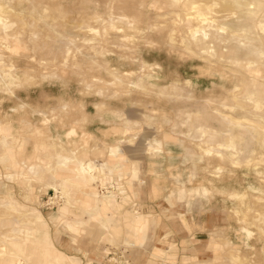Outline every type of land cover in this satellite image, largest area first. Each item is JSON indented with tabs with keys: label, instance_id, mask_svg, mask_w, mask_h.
<instances>
[{
	"label": "rangeland",
	"instance_id": "1",
	"mask_svg": "<svg viewBox=\"0 0 264 264\" xmlns=\"http://www.w3.org/2000/svg\"><path fill=\"white\" fill-rule=\"evenodd\" d=\"M0 13V264H264V0Z\"/></svg>",
	"mask_w": 264,
	"mask_h": 264
},
{
	"label": "bare ground",
	"instance_id": "2",
	"mask_svg": "<svg viewBox=\"0 0 264 264\" xmlns=\"http://www.w3.org/2000/svg\"><path fill=\"white\" fill-rule=\"evenodd\" d=\"M6 16H4L2 13H0V29H7L8 27H7V24H6V22H5V20H4V18H5ZM196 19L198 20V21H202V22H207V18L204 16V15H201V16H196ZM216 22H215V20H213V19H211V21L209 22V25H213V24H215ZM204 34V36H207V34L204 32L203 33ZM4 81V80H3ZM6 83H8V84H12L13 85V83H16V82H19V79H15V78H11V77H9V81H5ZM5 85V84H4ZM259 128H260V130L262 131V132H264V127H261V126H259ZM227 142H229V144L231 145V147H232V149L233 150H236L237 148V146L238 145H236L235 143H234V141L232 140V139H229V141L227 140ZM113 149V150H112ZM114 148H111V153L110 154H114ZM115 152H117V151H115ZM61 154V153H60ZM116 154V153H115ZM118 154V153H117ZM72 155V154H71ZM113 156V155H112ZM56 157L59 159V164L60 165H63L64 163H66V162H69V158L68 157H61L60 155H56ZM71 157V156H70ZM74 160V159H73ZM91 165V164H90ZM87 168L89 169V165H87ZM105 168V167H104ZM77 169V168H76ZM102 169H103V167H102ZM90 171H93V169H89ZM78 172H81V173H86L85 172V168L83 167V164H80L79 165V171ZM88 174V173H87ZM205 193V192H204ZM98 210V209H97Z\"/></svg>",
	"mask_w": 264,
	"mask_h": 264
},
{
	"label": "crops",
	"instance_id": "3",
	"mask_svg": "<svg viewBox=\"0 0 264 264\" xmlns=\"http://www.w3.org/2000/svg\"><path fill=\"white\" fill-rule=\"evenodd\" d=\"M190 117V116H189ZM198 131V130H197ZM9 133V132H8ZM208 136V139H212L214 137H212L211 135H207ZM228 140V139H227Z\"/></svg>",
	"mask_w": 264,
	"mask_h": 264
}]
</instances>
